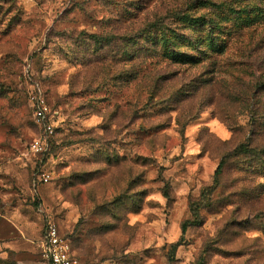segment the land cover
<instances>
[{
    "label": "rangeland",
    "instance_id": "1",
    "mask_svg": "<svg viewBox=\"0 0 264 264\" xmlns=\"http://www.w3.org/2000/svg\"><path fill=\"white\" fill-rule=\"evenodd\" d=\"M48 220L81 264H264V0H0V264Z\"/></svg>",
    "mask_w": 264,
    "mask_h": 264
},
{
    "label": "built area",
    "instance_id": "2",
    "mask_svg": "<svg viewBox=\"0 0 264 264\" xmlns=\"http://www.w3.org/2000/svg\"><path fill=\"white\" fill-rule=\"evenodd\" d=\"M46 109L45 106H40L37 115L40 118L45 117ZM32 145L36 150L42 149L40 140H34ZM40 245L42 256L47 264H81L70 240L62 235L58 226L52 220H48L45 224Z\"/></svg>",
    "mask_w": 264,
    "mask_h": 264
},
{
    "label": "trees",
    "instance_id": "3",
    "mask_svg": "<svg viewBox=\"0 0 264 264\" xmlns=\"http://www.w3.org/2000/svg\"><path fill=\"white\" fill-rule=\"evenodd\" d=\"M220 167V166H219ZM220 171V168H218L217 170H216V172H219ZM186 228V224H184L183 225V229H185ZM44 232V231H43ZM42 235H43V233H42Z\"/></svg>",
    "mask_w": 264,
    "mask_h": 264
},
{
    "label": "crops",
    "instance_id": "4",
    "mask_svg": "<svg viewBox=\"0 0 264 264\" xmlns=\"http://www.w3.org/2000/svg\"><path fill=\"white\" fill-rule=\"evenodd\" d=\"M42 238V237H41Z\"/></svg>",
    "mask_w": 264,
    "mask_h": 264
}]
</instances>
